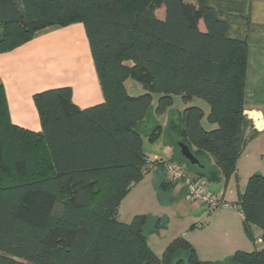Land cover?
I'll return each mask as SVG.
<instances>
[{
	"label": "trees",
	"instance_id": "16d2710c",
	"mask_svg": "<svg viewBox=\"0 0 264 264\" xmlns=\"http://www.w3.org/2000/svg\"><path fill=\"white\" fill-rule=\"evenodd\" d=\"M74 23L85 27L104 103L80 109L69 87L37 93L36 133L12 123L0 83V264H217L200 260L183 236L156 255L148 216L125 223L119 209L153 166L163 169L148 163L143 136H161L152 123L177 96L185 107L169 127L175 147L186 144L201 166L181 153L167 161L212 182L237 174L259 134L244 108L248 44L229 39L204 0H0V54ZM128 80L145 93L130 96ZM237 205L246 236L255 242V226L264 244L263 175L249 178ZM227 264H264V246L237 251Z\"/></svg>",
	"mask_w": 264,
	"mask_h": 264
},
{
	"label": "crops",
	"instance_id": "0c3cea01",
	"mask_svg": "<svg viewBox=\"0 0 264 264\" xmlns=\"http://www.w3.org/2000/svg\"><path fill=\"white\" fill-rule=\"evenodd\" d=\"M204 4L214 10L218 20L225 23L229 39L248 44L244 108L259 134L240 156L236 175L228 181L223 178L216 182L206 180L207 185L210 184L207 187L209 191L238 207V194L245 192L249 178L255 174L264 176V0H204ZM0 83L6 93L12 123L36 133L42 130L33 100L37 93L69 87L72 89L73 103L80 109L91 108L105 101L82 23L46 28L30 42L0 54ZM168 114L167 117L163 115L154 119L155 122L151 124L163 127L161 136L153 142L146 137L150 143L163 142L158 154L164 157L154 153L152 159L146 154L149 160L179 158L180 153L175 147L177 139L169 127L172 122H180L182 111ZM163 118L167 121L162 124L160 121ZM213 165L212 161L207 163L209 168H213ZM173 198L188 205L186 218L189 223L163 243L161 233L165 230H156L157 223L154 228L153 215H150L153 210L151 203L157 201L158 204L171 206ZM217 210L220 211L208 214L206 206L194 202L182 184L169 185L164 170L153 166L124 198L118 218L129 223L136 215H147L145 231L151 249V244H158L163 248L161 250H165L171 241L183 236L193 245L202 261L227 264L237 251L252 252L263 248L262 231L259 228H251L255 242L246 236L239 207L237 210L229 207Z\"/></svg>",
	"mask_w": 264,
	"mask_h": 264
},
{
	"label": "rangeland",
	"instance_id": "374dc122",
	"mask_svg": "<svg viewBox=\"0 0 264 264\" xmlns=\"http://www.w3.org/2000/svg\"><path fill=\"white\" fill-rule=\"evenodd\" d=\"M126 86H127L128 94L130 96L137 97V96L143 95L145 93L143 87L139 83H136L135 81L128 80L126 83ZM156 102H157V96L154 98V106L156 105ZM194 103H195V105L201 107L205 111L209 110L208 105L204 101L195 100ZM184 107L185 106L183 105L181 98L177 96L175 98V105L173 106V108L169 112L183 111ZM169 112H167L165 114L166 117L169 115L168 114ZM166 121H167V119L163 118L160 122L163 124ZM204 126L208 130L212 129V126L206 120L204 121ZM143 140H144V151L148 156H150V158H152V159L154 158L153 157V155H155L154 153H156L158 155V157H164L163 155L160 156L158 154L159 148L161 149L162 144H163L162 141H159L158 143L157 142L150 143L149 141H147V138L144 136H143ZM209 186H210V184L207 185L208 188H209ZM186 191H187V189H186ZM187 193H188V191H187ZM174 200H176V199L175 198L172 199L171 206H168V205L165 206V204H163V203L158 204L157 201L151 203L153 205V210L150 212V215H153V217L152 216L151 217L153 218L152 220H153L154 228H155L156 223H158V221H157L158 219H161L162 226H164L163 230H165V232L161 233L162 238L164 239L163 243H166L165 241H167L168 239H170L171 237L176 235L177 231L183 225L189 223L187 218H186L188 205L185 202H177ZM222 200L224 202V199H222ZM227 204L230 205L231 202L227 203ZM229 208H233V209L237 210L238 207L236 205L234 206L231 204V207H229ZM206 210H207L208 214L212 213V212H216V211L219 212L220 211V210L219 211L218 210L210 211L207 207H206ZM154 216H158V218H154ZM121 217L123 218V215H121ZM151 243H152V241H151ZM151 245L153 247L152 248L153 252L155 253L157 251L156 253L158 256H161L163 254V251H165V250H161L163 248L159 247L158 244H151Z\"/></svg>",
	"mask_w": 264,
	"mask_h": 264
},
{
	"label": "built area",
	"instance_id": "2783aa9c",
	"mask_svg": "<svg viewBox=\"0 0 264 264\" xmlns=\"http://www.w3.org/2000/svg\"><path fill=\"white\" fill-rule=\"evenodd\" d=\"M161 164L166 174V178L173 184H182L188 191L190 198L202 205L206 206L210 211H215L221 207H231L225 201L211 192L207 188L206 180L198 178L190 174L183 164L167 161V160H149L148 163Z\"/></svg>",
	"mask_w": 264,
	"mask_h": 264
},
{
	"label": "water",
	"instance_id": "95a60500",
	"mask_svg": "<svg viewBox=\"0 0 264 264\" xmlns=\"http://www.w3.org/2000/svg\"><path fill=\"white\" fill-rule=\"evenodd\" d=\"M178 146H179L180 153H181L182 157L187 162H189L192 166H195V167H200L201 166L199 160L193 155V153L191 152L190 148L186 144L180 142L178 144Z\"/></svg>",
	"mask_w": 264,
	"mask_h": 264
}]
</instances>
